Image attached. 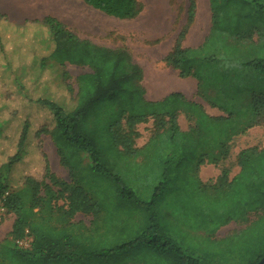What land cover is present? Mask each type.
Masks as SVG:
<instances>
[{
	"label": "trees",
	"instance_id": "1",
	"mask_svg": "<svg viewBox=\"0 0 264 264\" xmlns=\"http://www.w3.org/2000/svg\"><path fill=\"white\" fill-rule=\"evenodd\" d=\"M80 1L119 20H133L142 12L138 0ZM208 3L211 32L202 46L220 47L223 58L231 57L234 47L253 48V56L243 51L245 58L252 59L240 66L264 73V0ZM195 14V0H188L185 26L161 63L180 78L203 83L205 76H217L221 68L216 59L197 57L194 50L182 47ZM67 65L91 70L76 78L74 98ZM142 78L141 68L126 48L111 49L80 39L52 17L12 24L0 14V201L6 214L14 216L8 238L0 243V264H113L110 255L116 261L136 248L144 255L141 264H150V258L154 264H257L264 257V148L240 150L238 172L231 179L222 168L211 185L197 181L190 189L187 186L186 193L175 191V197L171 190L178 181L172 179L173 170L181 161H189L195 171L204 163L216 167L226 157L231 140L244 135L264 112V90L232 78L234 96L250 93L249 104L238 110L232 101L220 102L218 94L216 107L226 116L208 118L200 105L179 93L145 101ZM96 106L106 110L102 119L106 124L100 129L89 123ZM177 112L207 119L214 135L207 139L180 132ZM148 118L158 133L149 144L151 158L161 170L148 200L142 202L109 169L101 143L109 142L122 154L134 153L133 129ZM40 135L51 137L67 166V151L87 154L92 173L112 182L114 190L106 189L98 200L97 192L87 191L74 173H70L72 184L57 179L40 152ZM160 202L176 206L170 212L173 219L178 214L190 216L193 222L185 226L210 234L249 213L259 217L243 231L212 241L209 249L200 244L180 246L169 235L170 222L162 223ZM77 214L90 217L87 226L73 222ZM25 238L30 239L29 246L18 247L16 242Z\"/></svg>",
	"mask_w": 264,
	"mask_h": 264
},
{
	"label": "rangeland",
	"instance_id": "2",
	"mask_svg": "<svg viewBox=\"0 0 264 264\" xmlns=\"http://www.w3.org/2000/svg\"><path fill=\"white\" fill-rule=\"evenodd\" d=\"M138 1L142 5V12L133 20H119L105 17L76 0H61V7L63 13L72 14L70 22L73 23L74 27H71V30L78 37L106 48H126L130 52L132 61L141 68L143 73L140 86L144 90L145 101L155 102L153 100L162 99L170 93H179L187 101L200 105L208 118H218L226 116L216 107L215 99L218 94H220L218 96L220 102L221 100L232 101L234 108L238 110L244 109L249 104L250 93L234 96L235 91L232 88V84H234L231 82L232 78L239 79L244 86H250L254 90H264V73L240 66L242 63L252 59L245 58L243 51L251 53V56H253V48L243 49L234 47L231 57L223 58L220 47H203L205 44L200 46L208 33L209 27L207 0H196V19L187 30L188 36L184 42V46L194 50L192 53L196 54L197 57L214 58L218 61L217 64L221 68L219 75L205 76L203 83H198L192 77L180 78L176 70L164 67L161 63V58H158L159 56L154 54L159 43H163L167 47L172 46L180 30L185 26V10L188 0ZM53 4L56 9L58 7V0H53ZM242 53L243 58H241ZM66 72L68 74L67 83L72 89V96L74 98L77 93L76 78L79 75L91 73V70L88 67L67 65ZM161 79L174 81L180 87L179 89L169 88L165 94L155 97L151 95V92L155 88L154 85L160 82ZM166 81H163V84ZM99 111L101 113L100 117L96 115ZM104 113H106V110H100L97 106L91 113L89 123L92 122L95 129H100L106 124L105 120H102L105 117ZM92 117H94L93 120ZM167 120L168 118L165 117V121ZM255 121V125L244 135L236 136L231 140L228 154L216 167L204 163L194 171L190 162L184 160L180 162L182 165H178L175 170L172 169V175H176L172 179L178 180L171 187L172 197H175V191L180 189L186 193L187 186L190 189L191 185H194L197 181L204 185L213 184L222 168L228 170L229 179H231L238 172L236 155L240 150L247 147L264 148V112L259 113ZM176 122L180 132L189 133L194 137L203 135L205 138L210 139L214 135V128L209 125L207 119L198 120L196 116L177 112ZM121 124L123 131H126L124 119L121 120ZM133 130L136 133L132 144V147L136 150L134 153L126 155L117 152L106 141L101 143V150L103 160L107 162L112 173L120 177L122 182L133 190L140 201L145 202L148 200L152 188L157 184L158 175L161 170V168L158 169L159 164L151 158L152 145L149 146L151 139H157L158 133L154 129L151 118L137 124ZM163 135H161V138H163ZM38 142L40 143V152L45 155L49 169L57 179L67 184H72L70 173H74L84 183L82 185L87 191L97 192L95 194L98 200H101L98 196L106 193V189H109V191L111 189L112 191L114 190L112 182H105L103 177L92 173L89 167L91 163L90 158L87 154H76L67 151L64 160L68 163L69 167L60 159L57 148L50 136L40 135ZM165 151L168 152V150ZM151 164L153 165L151 166ZM168 200H170V197H168ZM160 207L163 213L160 215L163 225L166 222H170L169 235L180 246H184L183 243H187L186 245L200 244L204 249H209L212 241L222 240L243 231L259 217V214L249 213L242 219L230 222L220 227L215 233L210 234L205 230H191L188 226H185L183 223L193 222L190 216L185 217L178 214L173 219V215L170 212L176 206L175 208H170L161 203ZM89 221L90 217L77 214L73 222L76 224L83 223L87 226ZM124 256L116 261L112 255L109 258L113 260V264H141L144 261L142 249L136 248L126 251ZM154 262L155 259H149L150 264H154Z\"/></svg>",
	"mask_w": 264,
	"mask_h": 264
},
{
	"label": "crops",
	"instance_id": "3",
	"mask_svg": "<svg viewBox=\"0 0 264 264\" xmlns=\"http://www.w3.org/2000/svg\"><path fill=\"white\" fill-rule=\"evenodd\" d=\"M76 1L81 2L80 0H76ZM207 2H208V0H207ZM81 3H83V2H81ZM195 3H196V0H195ZM61 4H62L61 0H58V7L55 9L54 4H53V0H0V14L5 16L12 24H22L26 21H41L42 19H44L46 17H52V18L58 20L59 22H61L70 32H72L74 35H76L71 30V27H74L73 23L70 22V17L72 14L71 13H63ZM84 5H86V4H84ZM89 8H91V7H89ZM208 9H209V3H208ZM92 10L97 12V13H100L101 15H104L105 17H109V16H106L105 14H103L97 10H94V9H92ZM208 11H209L208 33L205 36L202 43L200 44V46L203 45L205 39H207L210 36V32H211V30H210L211 29L210 9ZM109 18H113V17H109ZM195 19H196V14H195ZM187 36H188V33L185 35V38L182 42V47L185 49H188L184 46V42L187 39ZM78 38H80V37H78ZM80 39H84V38H80ZM228 39H231V38L228 37ZM85 40H87V39H85ZM227 41H229V40H227ZM89 42H91V41H89ZM248 43H250V42H248ZM95 45H97V44H95ZM242 45H247V44H246V42H243ZM98 46H101V45H98ZM172 46H173V44H172ZM172 46L167 47L163 43H159L157 45L156 50L154 51V54H157L159 56L158 58L162 59L165 57V55H167L170 52ZM261 57H264V55H261ZM165 87H166V85L164 83L163 86H161L160 88H156V89L154 88V90H152V92H151V95L156 97V96H160V95L165 94L167 92L166 91L167 88L165 89ZM165 97H163V98H165ZM160 100L161 99H157V100H153V101L156 102V101H160ZM13 221H14V216L8 214L5 217L4 221L0 224V243H2L3 241H5L8 238V235L11 232Z\"/></svg>",
	"mask_w": 264,
	"mask_h": 264
},
{
	"label": "built area",
	"instance_id": "4",
	"mask_svg": "<svg viewBox=\"0 0 264 264\" xmlns=\"http://www.w3.org/2000/svg\"><path fill=\"white\" fill-rule=\"evenodd\" d=\"M7 216L4 205L2 201H0V224L4 221L5 217ZM17 246L20 248H27L30 244L29 238H25L24 240L17 241Z\"/></svg>",
	"mask_w": 264,
	"mask_h": 264
},
{
	"label": "bare ground",
	"instance_id": "5",
	"mask_svg": "<svg viewBox=\"0 0 264 264\" xmlns=\"http://www.w3.org/2000/svg\"><path fill=\"white\" fill-rule=\"evenodd\" d=\"M154 11V10H153ZM156 12V11H155ZM158 13V12H157ZM158 25V24H157ZM197 26V25H196ZM199 27V26H198ZM154 30V29H153ZM157 30V29H156ZM139 32V31H138ZM163 81H166L165 79H161V81L160 82H157L156 83V85H154L155 86V89L156 88H160L161 86H163ZM165 85H166V87H165V89L167 88V90L169 89V88H171V89H179V84L178 83H176V82H174V81H166V83H165Z\"/></svg>",
	"mask_w": 264,
	"mask_h": 264
},
{
	"label": "water",
	"instance_id": "6",
	"mask_svg": "<svg viewBox=\"0 0 264 264\" xmlns=\"http://www.w3.org/2000/svg\"><path fill=\"white\" fill-rule=\"evenodd\" d=\"M263 263H264V257L257 264H263Z\"/></svg>",
	"mask_w": 264,
	"mask_h": 264
}]
</instances>
